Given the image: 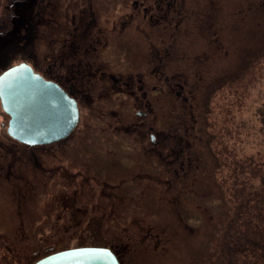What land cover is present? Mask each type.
<instances>
[{
    "label": "rangeland",
    "instance_id": "374dc122",
    "mask_svg": "<svg viewBox=\"0 0 264 264\" xmlns=\"http://www.w3.org/2000/svg\"><path fill=\"white\" fill-rule=\"evenodd\" d=\"M51 1L41 7L46 13ZM105 2L100 14L106 27L111 15L122 21L133 10V0H114L115 5ZM263 2L212 0L209 7L215 9L216 38L210 39L215 51L205 50V40L191 28L176 41H168L172 48L169 46L170 57L164 62L167 75L184 73L190 78L195 120L183 123L179 116L182 102L168 94L164 119L158 118L156 125L165 132L173 129L177 135L182 126L190 127V142L196 150L193 179H176L175 175L171 187L164 182V194L136 198L127 211H120L115 227L93 212L92 201L83 200L84 212L77 216L80 225L62 229L64 209L52 207L50 198L41 195L25 207V221L34 216V225L14 230L5 250L0 249V264H33L46 247H54V251L110 248L118 250L124 264H264ZM194 3L187 0V7L191 9ZM24 6L18 7L23 20L17 21V31H23L32 13L29 5ZM1 21L8 24L4 18L0 26ZM13 32L0 33V75L22 63L36 39V35ZM47 46L44 42L38 55L42 64L37 70L42 74L49 63V55L44 53ZM131 51L128 45L118 49L116 71L128 73ZM112 101L110 109L120 115L124 111L132 114L131 100L124 94L115 95ZM9 120L0 101V141H10L1 130L2 123L8 126ZM169 172L164 163V180L170 179ZM54 220L57 226L52 228ZM149 233L148 241H143ZM37 252L41 253L38 257Z\"/></svg>",
    "mask_w": 264,
    "mask_h": 264
},
{
    "label": "flooded vegetation",
    "instance_id": "af4514ba",
    "mask_svg": "<svg viewBox=\"0 0 264 264\" xmlns=\"http://www.w3.org/2000/svg\"><path fill=\"white\" fill-rule=\"evenodd\" d=\"M48 1L0 0V20L8 21H1L0 33L36 35L32 51L23 55L22 63L76 101L79 122L66 138L31 146L9 135L11 117L3 110L10 118L8 126H1L10 141H0V249L4 250L14 230L34 225V216L25 221V207L41 195L50 198L52 207L64 209L62 229L80 225L77 216L84 212L83 203L91 201L93 212L102 214L115 227L120 211H127L136 198L164 194L165 181L171 187L175 175L176 179L188 180L196 171L190 127L182 126L183 131L179 129L177 135L173 129H158L156 122L164 119L168 94H175L182 102L179 116L183 123L195 120L190 78L184 73L167 75L164 62L172 48L168 41H176L190 28L205 40V50L215 51L210 39L216 38L215 9L209 7L212 0H194L191 9L187 0H133L131 13L122 21L111 15L107 27L100 14L105 0H52L46 13L41 7ZM105 3L115 5L114 0ZM24 5H29L32 13L23 31H17V21L23 20L18 7ZM190 17L196 21L193 23ZM44 42L48 44L44 53L49 55L46 74L37 70L42 64L38 55ZM125 45L132 49L128 73L115 70V54ZM119 94L130 98L132 114L124 111L120 115L108 107ZM164 163L168 172L171 170L167 180ZM51 226H57L55 220ZM111 250L124 264L118 250ZM56 252L60 250L46 247L34 263ZM40 255L37 252L36 257Z\"/></svg>",
    "mask_w": 264,
    "mask_h": 264
},
{
    "label": "water",
    "instance_id": "95a60500",
    "mask_svg": "<svg viewBox=\"0 0 264 264\" xmlns=\"http://www.w3.org/2000/svg\"><path fill=\"white\" fill-rule=\"evenodd\" d=\"M0 101L11 117L8 133L15 140L34 145L66 138L79 122L75 100L33 68L22 63L0 75ZM34 264H122L109 248L81 247L64 250Z\"/></svg>",
    "mask_w": 264,
    "mask_h": 264
}]
</instances>
